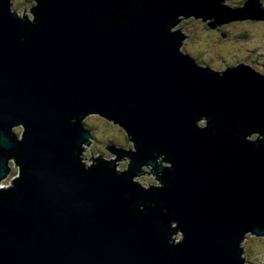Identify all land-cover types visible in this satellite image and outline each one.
Segmentation results:
<instances>
[{
  "label": "water",
  "instance_id": "water-1",
  "mask_svg": "<svg viewBox=\"0 0 264 264\" xmlns=\"http://www.w3.org/2000/svg\"><path fill=\"white\" fill-rule=\"evenodd\" d=\"M36 1L30 18L0 0V185L19 169L0 188V264H243L224 247L248 229L264 235V141L244 140L264 134V74L201 70L168 28L178 13L220 23L264 20V10L256 0L240 10L220 0ZM93 115L135 139L136 154L107 146L132 156L129 172L79 164L88 133L78 121ZM158 152L172 169L155 165ZM146 163L164 173L163 189L130 182ZM171 219L186 236L179 252L161 244Z\"/></svg>",
  "mask_w": 264,
  "mask_h": 264
},
{
  "label": "clouds",
  "instance_id": "clouds-1",
  "mask_svg": "<svg viewBox=\"0 0 264 264\" xmlns=\"http://www.w3.org/2000/svg\"><path fill=\"white\" fill-rule=\"evenodd\" d=\"M122 2L126 3L127 0H122ZM247 3L248 0H220L221 5H227L232 10L243 9ZM256 3L259 5L261 10H264V0H256ZM14 9L15 3L13 0L12 9L9 10V13L11 14ZM178 19L183 20L184 31L183 34L179 32L181 38L178 41V47L176 50L181 56L188 57L191 55L196 57L197 62L201 65L198 68L201 70H205V61L211 63L214 68L223 67V65L219 64V62L213 63V53L216 49L221 47V44H219L218 41L223 33H230L236 28L250 27L254 29L257 36H264V20H260L257 23L252 24L248 20L242 21L240 18H232L227 21L217 23V16L197 15L195 13L188 15L178 13L175 17H173V20L177 21ZM36 22L35 17L30 24L35 25ZM176 24L177 22L168 28L169 34H175L178 32L174 27ZM27 26L28 24L25 25V27ZM26 36L27 33L20 37L21 42L24 41ZM224 43L226 44L228 42L225 41ZM216 76L222 78L220 75ZM89 113H96V111ZM112 121L116 120L114 118H111V120H101L100 117L93 115L89 116L88 119L83 120L81 124L79 118L78 122L80 126L88 133L87 142H81L79 144L77 157L78 162L84 171H91L94 168L99 170L103 168L104 165L111 164L112 167L108 168L107 172L114 173L116 176H121L129 172L130 166L133 162L132 156L125 154L120 157L118 156V152L112 150L109 151L107 145L109 142L115 143L119 145V148L115 149L131 154H136L140 149L137 147L135 139L132 138L128 130V134L126 135L123 131L116 129V131L119 132V135L114 141L110 139L112 135L111 132L105 134L100 130V128H112ZM68 122L71 124L77 123V117H69ZM210 122L211 117L204 113L193 121V126L198 130L203 131L208 128ZM19 123L21 122L13 123L10 129L14 128V131L19 133L21 128L15 126ZM56 131L59 133V129ZM255 133L260 134L259 139L255 137ZM106 135L108 138H106ZM244 140L246 142L264 141V134L259 131H252L244 136ZM140 147H146V143L142 144ZM153 159L156 166L165 170L172 169L175 164L174 161L167 159V154L164 152H158ZM163 175V172H157L156 167H154L153 164H141L138 169V173L131 176L130 182L137 185L144 191L163 189L165 187L162 179ZM13 176H16L15 173ZM4 187L10 186L0 185V188ZM146 207L155 208V202H152L150 205L143 203L139 204L138 211H144ZM167 212V208H161L162 215H166ZM177 223L179 224V221L176 219L167 221L169 232L166 234L165 238L161 239V244L174 247L176 251L179 252V246L183 244L186 236L180 224L177 228ZM174 229L175 231H173ZM233 247H235V250L238 253V259L242 261L243 264H264V235H254L250 229L245 230L238 240L232 239L226 241L224 251L227 253L232 250Z\"/></svg>",
  "mask_w": 264,
  "mask_h": 264
},
{
  "label": "rangeland",
  "instance_id": "rangeland-1",
  "mask_svg": "<svg viewBox=\"0 0 264 264\" xmlns=\"http://www.w3.org/2000/svg\"><path fill=\"white\" fill-rule=\"evenodd\" d=\"M14 3H15V9L13 11L16 10L20 15L27 14V12L29 11V9L32 6L31 5L29 7L28 0H14ZM12 4H13V0H12ZM25 9H26V12H25ZM248 28H250V27H241V28L233 29L232 32L228 33L229 38L227 40H224L222 37H220L218 43L221 44V47L214 51L213 63L219 62V64H221L223 66L224 65L228 66L229 64H227V63H230L231 61L236 60V59H234L235 56L233 58V54H236L239 56L238 53H245V55H250L251 57L255 58L257 61H260V62L263 61L264 62V36H257L255 34L254 29L250 28L248 30ZM175 29H176V31L181 30V32L183 33V31H184L183 20L180 23H178V25L175 27ZM247 30H248V32H246ZM244 34H247V36L239 38V37H241V35H244ZM225 41L230 42L231 46H229L227 43L225 44L224 43ZM237 45H238V47H237ZM228 47H229V51L231 50L232 52L228 51ZM224 63H226V64H224ZM207 64H208V62L205 61L204 65H207ZM233 64L234 63H232L230 65H233ZM208 65H212V64L209 63ZM211 67L214 68L213 66H211ZM214 69L218 70V71L225 70V68H223V67H217ZM101 120H102V118H101ZM20 128H21V131L19 132V134H21L23 131V128L22 127H20ZM116 129L123 131L127 135L126 131L121 126L116 125V124H113L112 128H100V130L102 132H104L105 134H107L106 132H108V131L111 132L112 135H111L110 139L113 141L119 135V132L116 131ZM106 138H108L107 135H106ZM108 145H110V144H108ZM13 173H16V175L19 173L18 167H15L13 169ZM13 175L11 174L7 178V180L6 181L4 180L1 184L6 185V186H10V184L12 185V179H15L17 177V176L14 177Z\"/></svg>",
  "mask_w": 264,
  "mask_h": 264
},
{
  "label": "flooded vegetation",
  "instance_id": "flooded-vegetation-1",
  "mask_svg": "<svg viewBox=\"0 0 264 264\" xmlns=\"http://www.w3.org/2000/svg\"><path fill=\"white\" fill-rule=\"evenodd\" d=\"M28 3H29V7L31 6V8L29 9V11L27 12L28 14H29V17L30 18H33V14H32V8L35 6V1L34 0H28ZM28 7V8H29ZM248 21H250L252 24H255V23H257L258 21L257 20H248ZM250 28H248V30H249ZM248 30L246 31V32H248ZM245 36H247V34H244V35H241V37H239V38H242V37H245ZM221 37L224 39V40H227L228 38H229V35H228V33H223L222 35H221ZM229 46H231V43L230 42H228L227 43ZM228 51H229V47H228ZM229 52H232L231 50L229 51ZM235 52V51H234ZM237 53V52H236ZM239 54V56L238 55H236V54H233V58H234V56H235V58L234 59H236L235 61H231L230 63H227V64H232V63H234L233 65H237V64H247V65H249V66H251V67H253L254 69H256L257 71H259V72H261V73H263L264 74V62L263 61H257L255 58H253V57H251L250 55H245V53H238ZM209 64V63H208ZM207 64V65H208ZM224 64H226V63H224ZM210 66H212V65H210ZM227 66L226 65H224L223 66V68H226ZM94 116H98V115H94ZM100 117V116H99ZM100 118H102V117H100ZM102 120H106L105 118H102ZM113 144V143H112ZM115 144V143H114ZM111 145V144H110ZM107 146H109V145H107Z\"/></svg>",
  "mask_w": 264,
  "mask_h": 264
},
{
  "label": "bare ground",
  "instance_id": "bare-ground-1",
  "mask_svg": "<svg viewBox=\"0 0 264 264\" xmlns=\"http://www.w3.org/2000/svg\"><path fill=\"white\" fill-rule=\"evenodd\" d=\"M34 1L36 2V5H37V4H38V3H37V1H36V0H34ZM27 15H28V13H27V14H25V16H27ZM28 16H29V15H28Z\"/></svg>",
  "mask_w": 264,
  "mask_h": 264
},
{
  "label": "trees",
  "instance_id": "trees-1",
  "mask_svg": "<svg viewBox=\"0 0 264 264\" xmlns=\"http://www.w3.org/2000/svg\"><path fill=\"white\" fill-rule=\"evenodd\" d=\"M113 124V123H112ZM109 132V131H108ZM108 132H106V133H108ZM112 142H109L108 144H111ZM15 175H16V173H15Z\"/></svg>",
  "mask_w": 264,
  "mask_h": 264
}]
</instances>
